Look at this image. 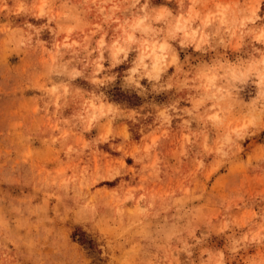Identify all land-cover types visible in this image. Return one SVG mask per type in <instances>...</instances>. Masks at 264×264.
Returning <instances> with one entry per match:
<instances>
[{
  "label": "rangeland",
  "instance_id": "1",
  "mask_svg": "<svg viewBox=\"0 0 264 264\" xmlns=\"http://www.w3.org/2000/svg\"><path fill=\"white\" fill-rule=\"evenodd\" d=\"M192 2L150 0L148 11L186 13ZM218 6L229 21L255 13L249 28L264 24V0L195 2L201 17ZM130 15V0H0V264H264L260 45L224 27L201 52L171 41L181 56L165 77L172 89L142 97L118 77L101 89L118 118L88 130L84 100L100 86L88 82L83 45L94 46L96 25L119 36ZM213 66L229 73L226 91L196 108L197 73ZM177 99L164 121L159 109Z\"/></svg>",
  "mask_w": 264,
  "mask_h": 264
},
{
  "label": "clouds",
  "instance_id": "2",
  "mask_svg": "<svg viewBox=\"0 0 264 264\" xmlns=\"http://www.w3.org/2000/svg\"><path fill=\"white\" fill-rule=\"evenodd\" d=\"M195 2L196 0H193L186 13H174L170 7L165 6L164 11L153 15L148 11L150 0H130V18L120 25L121 34L111 40L108 39V33L102 30V26L96 25L93 35L97 33L99 35L95 39L94 46L90 43L83 45L85 56L88 58L84 68H91L88 82L100 86L98 92H93L84 100L83 114L80 119L85 122L88 130L101 120L111 123L118 118L119 110L109 100L105 91L101 90L113 85L118 77L121 80L122 90L134 91L142 97L147 96L149 92L159 95L172 89L173 85L168 83L165 77L169 69L175 67L181 56L171 41L178 40L181 49L192 46L194 52H201L206 50L205 45L210 44L212 36H219L220 27H224L231 35H235L239 29H247L255 44L260 45L254 48L259 56L253 67L264 69V24L255 29L249 28V25L257 24L260 17L253 13L242 16L239 20L233 18L229 21L227 6H218L216 12H210L201 17V14L195 10ZM169 17L172 19L169 20ZM213 23H217L218 27L214 32L209 33L206 29ZM161 24H164V27H160ZM29 27L34 26L29 24ZM73 31H75L74 27L67 28L68 36L65 37L64 46L69 49L79 46V41L70 40ZM220 43L223 44V39ZM184 59L191 60L192 53H186ZM121 65H127V67L122 72L114 71ZM65 70L71 79L84 76L83 70L79 67L68 69L66 66ZM228 75V72L219 74L214 66L207 71L198 72L197 80L201 81L198 87L203 90L204 95L194 106L199 108L206 102L214 100L217 95L224 93L226 90L218 84V81L227 78ZM145 80L150 88L142 83ZM261 82H264V74L261 75ZM57 91V87L51 88V92ZM64 92H68L67 87L64 88ZM180 103L179 99L172 101L166 107L159 109L158 115L164 121H170L172 119L170 110L179 111ZM212 107L214 108L215 105ZM183 111L191 115L190 108L184 107ZM207 118L218 120L219 116L213 113Z\"/></svg>",
  "mask_w": 264,
  "mask_h": 264
}]
</instances>
